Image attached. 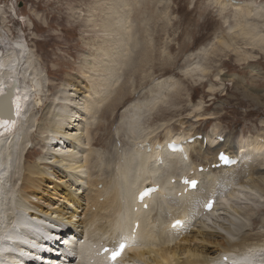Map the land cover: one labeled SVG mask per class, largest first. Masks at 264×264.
Wrapping results in <instances>:
<instances>
[{"label":"rangeland","instance_id":"1","mask_svg":"<svg viewBox=\"0 0 264 264\" xmlns=\"http://www.w3.org/2000/svg\"><path fill=\"white\" fill-rule=\"evenodd\" d=\"M237 1L243 4L241 8L244 10L253 5L255 6L254 11L264 8V0ZM114 7L117 10L115 16L112 14L114 11L109 10L114 9ZM235 8L238 7L229 5L225 0H0V32L5 35L6 39H9L7 42L11 40L10 42L14 46L15 51H11L10 54L17 55L11 61L16 62L17 68L21 64V68L27 72L26 60L14 44L15 41H19L26 47L27 52L33 55L32 63L29 66H33L34 71L31 69L28 76L30 75L35 82H33L35 84L33 90L39 93V97H43L42 100L35 102L42 107L35 110L34 113L37 122L34 124L33 135L30 137L32 145L27 151L25 160L28 162L27 165L36 164V161L44 153V145L41 141L43 131L40 128L41 124L47 127V121H44L43 117L45 115L49 117L46 111L49 104L57 100L58 94L59 97L61 95L65 99L64 95L69 92V89L73 90L67 86L72 78L83 81L84 87L88 82L86 77L93 74L91 66L96 65V61L93 64L94 59L97 58L96 47L99 48L102 44L108 43L107 35L111 30L104 27L112 17L121 26H114L113 29V31H118L117 34L113 32V35L117 41L116 46L119 44L120 48L115 46L117 48L116 54L112 56L111 62L105 64L108 65L107 69H104L99 75L95 74L98 76L96 79L107 81L102 83L97 81L96 86L101 94L107 97L113 95L111 98L116 96V91L125 88L126 94L130 93L132 98L120 106L118 111L115 110L113 116L110 115L107 120L101 116V111L96 114L92 113L87 123H84L85 137L96 138L95 135L99 136L104 133L98 131L96 127L109 124L112 126L110 133L115 136V141L112 142L107 139L105 142L108 144L100 142L101 145L99 146L92 147L89 145L91 148L88 146L87 151L81 149L79 154L81 155L79 158L82 157L83 159L90 157L91 154L95 156L94 159L89 160L93 166L91 169H86L88 173L85 170V176L91 173L94 174V177L102 175L100 179L98 178L99 181L106 179L110 183L111 190L109 192V188L103 189V184L98 187L100 192L107 194L106 197H111L110 205L99 206L105 213L109 211L112 215L110 210L115 209L119 213L124 207L123 203H127L137 189L135 184L137 176L140 177L141 181L145 177L142 170L137 168V161L135 162L137 164L132 163L134 168L130 172L132 178L130 177V181L128 180L132 183L129 184L124 181L125 171H122L131 160L134 152V143L132 139H129L131 133H128L127 127L130 121L132 122L135 118L134 110L136 108L138 110L143 107L140 111L143 115L137 116L142 118L138 121L139 130L136 127L138 133L140 132L139 135L146 136L150 133H153L154 137L158 135L161 144L168 140L166 134L170 129L173 135L181 133L188 135L187 131L191 128L192 131L201 133L206 138L219 133L223 139L227 135L232 142H240L246 146H250L256 140L259 142L261 140L264 144V50L261 47L258 48L254 41L249 40L250 38L242 37L239 33L240 28H247L249 23V27L255 25L253 26L255 28L257 25L258 33L264 35V20L249 19L244 14L235 12ZM117 17L120 19L118 20ZM247 20L248 23H246ZM125 32L127 33L125 34ZM224 43L226 44L224 45ZM113 53L114 51H109V54L112 55ZM102 59L106 60V57L101 58V61ZM111 63L115 65H111ZM100 65L102 66L98 67L105 66L104 63ZM196 66L200 68L197 70ZM192 67L194 68L191 69ZM253 69L262 74L258 76L253 72ZM84 71L88 73L85 72L86 74H84ZM72 96L74 98L79 97H75V94ZM83 97L80 96L76 102L83 103ZM97 98L96 100H98ZM61 102L64 101L61 100ZM151 102L154 105L158 102L154 111L150 110L154 106ZM102 106L104 107L105 104ZM136 118L135 120H138ZM198 119L202 120L197 123ZM185 123L187 125H183ZM188 125L191 127L186 128ZM258 135L263 137H258ZM198 143L200 144V141H196L195 145ZM262 155L264 156V153ZM145 159L148 161H143L147 164L150 161L153 167V158L146 156ZM162 159L169 162L165 158ZM197 161H202L199 164L203 166L204 158ZM171 169L169 168V171L164 170L159 179V175L157 178L147 177H153L155 181H163L175 172L177 178L185 168L179 169L178 167L179 171ZM95 171H101L100 175ZM249 174L250 172H246V169H240L235 174L219 175L216 177L218 178L216 184H213V178L208 176L203 180L207 185L204 186L207 189H203L206 192H195L193 198L182 199L185 200L183 202H179L182 201L179 200V203L172 200L171 203H174L175 206L171 203H166L163 207L155 204L154 208L152 207L157 226L152 231V238L154 237L155 241L151 239L148 242L145 241L138 248L157 250L162 249L165 245L170 247L187 246L184 241V234L180 232L186 228L180 229L178 233L167 229L169 221L181 213H185L187 224L189 222L188 225H192L190 231L196 230V225L205 221L208 224L205 222L201 226L206 224L208 227H203L208 230L213 228L211 231L214 232L226 230L229 226L233 231L234 227L240 228L241 225L245 224L247 228L240 231V235L256 236V234H260L261 237H259L258 242L264 244V196L258 193L261 197L257 198L258 194L254 192L257 189H249L250 185L246 190L242 189L243 186L241 187L244 185L241 182L244 183ZM242 178L244 179L242 180ZM87 180L82 189L86 186L89 187V179ZM49 185L52 187L53 184ZM128 187L129 189H126ZM114 190L115 193L117 192L116 194ZM210 191L215 192L212 194L215 201L222 198L223 207L218 213H211L207 216L208 218L205 217L206 219L200 220L198 214L204 205L201 201L205 196L204 194ZM86 198L88 200V197ZM103 200V198L100 199V202ZM161 203L165 204V202ZM112 204L114 205L112 206ZM132 204L133 200L131 201V210ZM177 204H184L187 209L182 211V208ZM77 207L81 210L86 205L83 206L82 203ZM178 207L181 212L179 210L171 211ZM98 211L94 206L92 213L98 214ZM85 212L80 214L81 218H79L80 220L83 219L82 221H86L90 217V214L87 215ZM219 213H224V215ZM107 216L109 217L108 213ZM221 223L225 224L223 226L225 228H222ZM214 224L216 225L214 226ZM218 224L220 225L218 226ZM156 226L154 225L153 228ZM201 226L199 228H203ZM146 230L147 232L151 231V229ZM237 234L239 235V233ZM36 240L38 246H43L40 240ZM192 244L199 245L197 241L192 242ZM127 257L128 255L125 259Z\"/></svg>","mask_w":264,"mask_h":264},{"label":"bare ground","instance_id":"2","mask_svg":"<svg viewBox=\"0 0 264 264\" xmlns=\"http://www.w3.org/2000/svg\"><path fill=\"white\" fill-rule=\"evenodd\" d=\"M225 2L229 5L238 7L235 8V12H240L249 19L264 20L263 7L262 9L259 8L258 10L254 11L253 8L255 6L253 5L247 10H244V8H241L243 4H234L238 3L237 0H225ZM116 7H114V9H109L110 11H114L113 13L111 12L114 16L116 15L117 11L115 9ZM119 17H117L118 20L120 19ZM248 22L249 21L247 20L246 23ZM118 25L119 24L118 22H115L114 17L109 19L107 21V24H105L104 28L111 30L107 35L108 43L102 44L101 46H99V48L96 47L97 58L94 59V62L92 60L93 64L96 61V65L94 64L93 66H91L93 74L86 77V79L88 80L87 84L83 87V81H78L72 78L69 84L66 85L70 88H73V90L69 89V92H67L66 95L63 94L65 96V99H63L61 95L59 97L58 94L56 96L57 100L49 104V106L47 107L46 111L48 112L49 117H47L46 115L43 117V120L47 121V127H44V124H41L40 128V130L43 131L42 134H40L42 135L41 141L44 145V153L39 158V160L36 161V164L28 165V162H26L25 160L27 151L32 145L30 143V137L33 135L34 124L35 122H37L35 120L36 117L34 116V113L35 110L42 107V105H37L35 102L36 100H42L43 97H39V93L33 90V85H35L33 84L34 81L30 75L28 76L29 71L33 68V66L31 65L29 66V64L32 63L33 55L27 52L26 47L21 42L15 41L14 44L23 54L22 57L26 60L25 67L27 72H25V70L21 68V64L17 68L16 62L11 61V59L16 58L17 55L10 54L11 51H15L14 46L10 42L11 40L7 42V40L9 39H6L5 35L0 32V49L2 51H0V96L5 94L7 89L11 87V83L16 78L18 79V87L14 96L17 118H15V120H13L14 118L12 119V113L10 111L12 104H9V98L3 99L0 103L1 110L3 112L1 114L2 117L5 116L6 120H9L6 123L4 119L0 118V254H3V259H0V264H24V261H18L14 257L16 253H20L22 251L31 252L30 254H32V256L27 257V260L30 258L35 259L37 256H40L39 252L42 249L48 248L47 242L51 237V229L53 227L55 229L62 227L60 223H62L65 228H74L77 233L80 232L82 235L81 240L84 241L83 244H79L80 248L75 253L76 260L73 261V263H69L64 260L61 261V264H106L103 261H99L98 259H96L94 254L91 255L90 252L92 250V246L94 244H108L109 246H111L112 244H115V242L119 238H124L128 242V247L120 260H118L114 264H131L133 263L132 260L136 262L134 264H264V244L258 242L259 237H261L260 234H256V236L250 234L240 235V231L247 228V225H241L242 227L239 225V229L234 227L233 231L229 226V228L227 227L228 229L226 230L223 229V231L217 230L216 232H214L211 231L213 229L211 227V230L203 227L207 226L206 224H208L207 221H205L206 224H203V226H201L202 223L205 222L198 223V225H196L197 229H193L192 231H190L192 225H188L189 222L187 224L185 213H181L182 215L179 214L177 215V217L175 216L174 219H171V221H169L167 225V229L172 232L177 231L178 233L180 229L186 228L183 232H180L184 234V241L186 242L187 246L170 247L165 245L162 249L157 250H155L154 248L145 250H141L140 247L138 248V246L143 245V242L145 241L148 242L150 239L155 241V238H152V231L156 229L157 226L154 219L155 215H153L154 211H152V207L154 208L155 204L156 206L163 207L164 205H166V203H171L172 200L178 202L179 200L185 198H188L186 200L193 198V193H201V191H205L203 189H207V187L204 188V186L207 185L205 182H203V180L208 176H211L213 178L212 183L216 184V181H218V178L216 177H218L219 175L226 176L232 173L235 174L240 169H246V172H250V174L249 176H246L247 178L244 183L243 181L241 182L242 184H244L241 185V187L243 186L242 189L246 190L250 185L249 189H257V191L255 190L254 192L264 196V156L262 155L264 153V144H262L261 140L260 142L258 140L253 141L250 146H246L245 144L240 142H232L231 138L229 136L227 137L226 135L224 142L219 143L217 141V137H222V135H220L219 133L211 137L207 136L206 138L203 137L201 133L192 131V128L190 130L187 129L188 131L186 130L188 135L182 133L173 135L170 129V131H168L166 134L168 139L166 140V142L177 141L178 138L182 135H186L189 138H197L198 136H202L203 138H201L200 140H196L200 141V144L198 143L195 145V141L192 145L185 146L186 153L184 155L169 153L161 146V143L159 142L160 138L158 139V135L154 137L152 135L153 133L150 132V134H147L146 136L139 135L140 132L138 133V121H140L142 118H138L137 116L142 114L140 111L143 107H140L138 110L136 108V110H134V117H137L136 119L138 120H135L134 118L135 121H130L127 127L130 131H128V133H131L129 134V136L131 137L129 139H132L133 143L139 140L149 143V151L138 152L133 144V156H131L132 158L130 157V163L128 162L125 169L122 170L123 172L125 171L124 181L128 182L129 184L132 183L129 182V178H132V176H130V172L133 168L132 163H138L137 168H140L142 170V173L145 175V177L141 181L140 177L137 176L135 183L137 185V189L135 190V194L146 188L148 184V187L153 185L157 188V190L152 195L144 198L142 200V203L140 204L135 203V198H130V201L128 200L127 203H123L124 207L122 206L123 208L119 213L116 212V209L110 210L112 212V215L108 211L107 213L109 214V217L107 216V213H105V211H103L102 208L99 207L102 205H105L106 207V205H110L111 203V197H106V193L100 192L98 190V187L103 184V189L105 188V190H107L109 188V192L111 190L110 183L106 181V179L103 181H99L100 177H102V175H100L101 171H95L99 173L100 177H94V174L92 173L87 174L88 176H85V172L87 171L86 173H88V170L86 169H91V167L93 166L91 165L89 160L94 159L95 156L91 154L90 157H85V159L80 157V159L79 156L81 155L79 154L81 153V149L85 151L89 145H91L92 147L99 146L101 145L100 142L104 143L105 141H107V139L112 142L115 141V136L110 133L112 130V126H110L109 124L99 125L96 127L98 131L104 132L99 136L95 135L94 137L96 138L90 139L89 137H85V131H83V129L85 128L84 123H87V120L92 116V113L94 112V114H96L98 113V111H101V116L107 120L110 115L111 117L113 116V112L115 110L119 109L120 106H122L125 102L132 98V95H130V93L126 94L125 88L119 89V92L116 91V96L114 98H111V96L113 97V95L107 97L106 95L101 94L97 90L96 86L97 81H99L100 83L107 82L105 81V79H96V77L98 76H96L95 74L99 75L103 72L104 69H107L108 65L105 64L111 62L113 60L112 56H115L116 54L117 48H115V46L117 41L114 38L115 35H113V32L117 34L116 32L118 31H113V29L114 26L117 27ZM253 26L249 27V23L247 28L241 26L242 28H240L239 33L242 35V37L245 36V38H250L249 40L254 41V44H256L258 48L261 47L264 50V35L258 33L259 31H257L256 28L257 25L255 28ZM121 31L123 32L122 29ZM126 33L127 32H125V34ZM119 35L120 34L118 33V36ZM225 44L226 43H224V45ZM119 46L120 45L118 44V46L116 47ZM110 50L114 51L112 55L109 54ZM105 57L106 60L102 59L101 61V58ZM102 63H104L105 66L98 67L102 66L100 65ZM113 64L111 63V65ZM196 67L197 70L200 68H198V66ZM109 68L111 67L109 66ZM193 68L194 67H192L191 69ZM32 71L34 70L32 69ZM86 71H84V74L88 73ZM255 71L256 69H253V72L258 76L262 74L259 71ZM106 87L104 88L106 89ZM73 94H75V97L84 96L83 103H77L76 100L79 97L74 98V96H72ZM96 98L98 100H96ZM61 100H63L64 102L60 103ZM157 103L158 102H156V104ZM103 104H105L104 107L102 106ZM152 104L154 105V103ZM155 105L152 106L150 110L154 111L156 109ZM201 120L202 119H198L197 123ZM183 125H187V123ZM136 127L138 130H136ZM187 127L191 126L188 125L186 126V128ZM258 137L263 136L258 135ZM109 143L112 144L111 142ZM103 147L108 148L107 146ZM220 152H224L232 159L239 158V165L232 169H215L214 166L217 165V156ZM146 156L153 158V167L151 166L150 161L148 162V164L143 161L146 160ZM162 158H165L169 162L164 161ZM198 158H204L203 166H201L202 164H199L200 162L202 163V161H197L199 160ZM136 161L137 163H135ZM178 167L179 169L185 168L184 170H182V176L187 177L190 181L197 180L198 182H202V184L199 183L197 189L192 191L181 188L179 180H177V178L175 177V172L172 173L171 176L169 175L170 177H167V179L165 178L166 180L163 179V181H155V179H153V177L157 178L158 175L159 179L160 174L164 173V170L167 171L169 168L170 170H172L171 168H173V170L175 169L174 171H177ZM200 167H203V171L201 173L199 171ZM244 178H242V180ZM87 179H89V187L85 185L86 188L82 189V187H84L83 184ZM226 183L228 182L226 181ZM49 184H53L52 187ZM19 186L20 189H18ZM129 187L126 189H129ZM236 187L238 188L237 185ZM242 189L240 188V190ZM212 191L204 194V200L202 199L201 201V203H204L205 206L203 205V208L200 209L199 214L197 212V214L200 215V220L206 219L205 217H207L211 213H218L219 210L221 211V208L223 207V203L221 202L222 198H218V200L214 204L213 210L205 211V207L208 201L214 198L212 194H215V192L213 193ZM236 193L237 191L235 192V194ZM259 194L257 195V198L261 197L259 196ZM86 197H88V200H86ZM102 198L104 200L103 202H100V199ZM132 200L133 204L131 210L130 206ZM251 200H253V198ZM183 201L185 200L179 202ZM161 202H165V204H162ZM82 203L83 206L86 205V207H83V209L79 210V207L77 206H80ZM171 204L175 206L174 203ZM113 205L114 204H112V206ZM177 205L182 208V211L187 209L184 204ZM94 206H96V209L99 210L98 214L92 213ZM173 210H179L181 212V209H179V207L172 209L171 211ZM82 212H85V214L87 215L90 214V217L86 221H82L83 219L80 220V214ZM244 214L242 215L244 216ZM222 215H224V213ZM188 219L191 220V218ZM177 220L183 223L182 227L173 226V223H175V221ZM154 225L156 226L155 228H153ZM215 225L216 224H214V226ZM219 225L220 224H218V226ZM224 225H221L222 228H225L223 227ZM81 226H83V228H81ZM200 226L203 228H199ZM146 229H151V231L147 232ZM164 233H166L165 230ZM164 233L162 232L163 235ZM237 233H239V235ZM237 235L239 236L238 238L236 237ZM36 239L40 240L43 243V246H38V242ZM4 240L14 241L16 243L15 247L8 248L3 243ZM194 241H197L199 245H193L192 242ZM135 242L136 244H134ZM68 246L70 252H72L75 247V242H68ZM75 250L73 251V253L75 252ZM127 255L128 257L127 259H125ZM222 255L228 256L229 258L222 259ZM57 263H59V261Z\"/></svg>","mask_w":264,"mask_h":264},{"label":"water","instance_id":"3","mask_svg":"<svg viewBox=\"0 0 264 264\" xmlns=\"http://www.w3.org/2000/svg\"><path fill=\"white\" fill-rule=\"evenodd\" d=\"M17 77V75H16ZM18 87V79L16 78L12 83H11V87L9 89H7V91L5 92L4 95L0 96V103L3 99L5 98H9V104L11 105L10 111L12 113V119L15 120V118H17V112H16V107H15V102H14V96L16 94V89ZM0 118L4 119L1 115L0 112ZM9 121V120H8Z\"/></svg>","mask_w":264,"mask_h":264},{"label":"snow or ice","instance_id":"4","mask_svg":"<svg viewBox=\"0 0 264 264\" xmlns=\"http://www.w3.org/2000/svg\"><path fill=\"white\" fill-rule=\"evenodd\" d=\"M125 247H126L125 244L120 245V252L114 253L112 256L113 261H115V259L122 253Z\"/></svg>","mask_w":264,"mask_h":264}]
</instances>
